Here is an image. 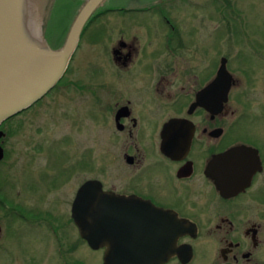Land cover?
I'll list each match as a JSON object with an SVG mask.
<instances>
[{
	"label": "flooded vegetation",
	"instance_id": "1",
	"mask_svg": "<svg viewBox=\"0 0 264 264\" xmlns=\"http://www.w3.org/2000/svg\"><path fill=\"white\" fill-rule=\"evenodd\" d=\"M166 1L188 2L195 24L181 30L175 22L181 19L169 18L164 11ZM208 1L215 2L220 18H252L246 46L250 59L264 64V0H151L148 6L108 8L106 12L122 18L129 13L155 15L162 30L157 35L147 29L142 36L137 30L104 27L102 48L108 64L102 78L90 71L87 77L70 74L71 56L56 83L4 125L15 134L24 124L19 116L44 101L46 107L56 104L60 118L80 134L82 146L70 177L93 171L76 182L61 212L53 210L51 201L48 208L44 203L48 192L62 187V180L51 189L39 188L45 193L37 197L41 205L23 198L21 192L30 188L16 185L15 161L6 160L11 153L6 140L11 137L5 138L0 128L1 250L13 238L17 220L31 232L41 231L32 235L36 243L28 254L48 251L50 264H85L78 254L80 245L99 254V264L104 255L133 256L136 264H264V83L255 87L250 76L240 79L231 68L230 43L222 47L223 36L207 42ZM97 104L105 116L99 156L94 152ZM25 144L27 153L34 154L41 152L43 142L28 138ZM89 180L121 197L120 204L104 202V232L94 247L79 235L71 216L77 191ZM89 198H95L94 193ZM25 259L38 264L29 255Z\"/></svg>",
	"mask_w": 264,
	"mask_h": 264
},
{
	"label": "rangeland",
	"instance_id": "2",
	"mask_svg": "<svg viewBox=\"0 0 264 264\" xmlns=\"http://www.w3.org/2000/svg\"><path fill=\"white\" fill-rule=\"evenodd\" d=\"M84 0H49L44 20L42 24V33L47 42L51 46H58L62 43L68 27L75 16L78 8ZM151 0H103L101 3L102 8L107 7H131V6H148ZM198 3L200 0H194ZM245 1V0H243ZM240 3V1H239ZM245 3V2H244ZM164 11L168 17L179 20L176 22L177 26L181 25V30H186L188 26L195 24V18L191 15L194 10L188 2L178 1L170 2L166 1L164 4ZM196 13L199 14V8L196 7ZM225 18V19H224ZM123 19V21H122ZM224 19V20H223ZM252 18L248 16L240 17H219L216 13L215 2H207V10L205 12V29L207 42L217 40V35H221L222 44L225 49L226 42L230 43L231 48V68L234 69L241 80L250 76L253 80L255 87L263 85L264 83V64L262 62L254 63V59H250V50L246 46L249 39V34L253 31ZM223 20V22H221ZM221 22V25H220ZM105 28H125V30H137L140 35L143 36L147 29L154 30L157 35L162 30V24L159 17L150 16V14H128L125 17H121L116 12H106L105 15L99 16L97 19L91 22L87 27L83 36L79 40V44L72 54V58L69 65L70 74L74 76H84L90 72H95V75L102 78L106 72L107 59L103 50L104 41L106 40L103 29ZM222 27V29H221ZM229 32L230 34H227ZM251 32V33H250ZM264 34V28L262 30ZM260 34L258 31L256 32ZM159 37H156L157 40ZM241 42H245L243 45ZM235 52V55H234ZM236 52L237 55H236ZM238 66V67H237ZM241 69L242 71H238ZM88 71V72H87ZM103 95L102 92H99ZM238 106H243L248 111L249 106H245L244 102H237ZM59 107L52 103L50 107L44 105V101L39 102L31 110L22 113L19 118L24 121L23 126L13 135H9L10 139L6 140L7 147H9L7 161H15V169L7 170V172H13V176L16 185H28L30 188L25 189V192L21 194L26 195L27 203L32 204L34 200L38 201L37 205H41L40 201L43 192L42 190L51 189L50 186L62 180V187L56 192L47 193L44 203L45 207H49V202L53 206V210L61 212V209H65V201L69 198V194L73 189L77 181L86 176V172L91 171H79L77 177H70V173L74 171L73 163L75 162V156H78V151L82 146V140L80 134L74 131V128L69 125L68 121L61 119L59 115ZM94 149L95 153L102 152V125L104 123V113L102 111V104L94 105ZM9 122H7L6 126ZM89 126L85 125L84 130H88ZM82 132V130H80ZM65 135H68L66 138ZM248 137L253 138L254 135L250 132ZM36 139V141H42L41 152L34 154L27 153L26 139ZM45 138V140H41ZM57 139V140H55ZM15 147L17 151H11V148ZM99 148V149H98ZM81 153V151L79 152ZM27 154V156H26ZM31 155V157H28ZM95 156V155H93ZM26 157H28L29 167L24 166ZM99 160H97L98 162ZM4 163V162H3ZM4 169L3 164L0 165ZM22 169H29L27 172H23ZM22 170V171H21ZM97 174V170H94ZM6 173V172H5ZM68 176V177H67ZM67 177V179H65ZM34 186L35 187L33 189ZM42 186V187H41ZM20 190H24L20 187ZM41 190V191H42ZM44 196V195H43ZM68 197V198H67ZM13 238L10 242L7 241L4 250L0 249V264H28L27 255L32 258H36L38 264L41 262L50 264L48 251L40 250L28 254V249L32 247L36 241L32 235H39L38 232L29 231L23 223L15 220L13 224ZM38 244H39V236ZM40 248V247H39ZM27 254V255H26ZM78 254L82 258L85 264H99V254L89 251L84 245H80ZM56 262V260H54ZM43 264V263H42Z\"/></svg>",
	"mask_w": 264,
	"mask_h": 264
},
{
	"label": "water",
	"instance_id": "3",
	"mask_svg": "<svg viewBox=\"0 0 264 264\" xmlns=\"http://www.w3.org/2000/svg\"><path fill=\"white\" fill-rule=\"evenodd\" d=\"M48 2L0 0V123L26 109L56 83L78 45L85 23L103 0L83 1L57 48H52L42 33ZM3 135L0 130V137ZM93 193L95 198H89ZM107 201L120 204L121 197L102 191L98 181L89 180L81 184L71 206L79 235L92 247L104 232L101 212ZM92 233L97 237L92 238ZM102 264L136 263L133 256L104 255Z\"/></svg>",
	"mask_w": 264,
	"mask_h": 264
},
{
	"label": "trees",
	"instance_id": "4",
	"mask_svg": "<svg viewBox=\"0 0 264 264\" xmlns=\"http://www.w3.org/2000/svg\"><path fill=\"white\" fill-rule=\"evenodd\" d=\"M108 8H110V7L102 8L101 6H99V7L93 12V14L89 17V19L87 20V22L85 23V25H84V27H83V30H84L85 27H86L87 25H89V24H90V23H91L96 17H98L99 14H102L103 12H106V11L108 10ZM83 30H82V31H83ZM9 120H10V118L4 120L3 123L1 124V127H0V128L3 129L4 132H5V138H6L7 136H9L10 133H9V131L5 130L3 127H4V125L7 124V122H9Z\"/></svg>",
	"mask_w": 264,
	"mask_h": 264
}]
</instances>
